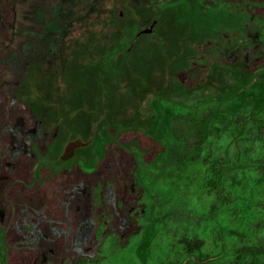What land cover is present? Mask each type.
<instances>
[{
  "label": "rangeland",
  "instance_id": "rangeland-1",
  "mask_svg": "<svg viewBox=\"0 0 264 264\" xmlns=\"http://www.w3.org/2000/svg\"><path fill=\"white\" fill-rule=\"evenodd\" d=\"M216 1L178 0L161 24L155 0H0V121L5 104L17 111L8 128L10 154L33 155L61 172L84 175L62 201L74 227L50 229L69 236L65 254L53 251V236L27 215L22 218L26 243L46 240L41 264H137L130 248L147 224L152 204L153 214L163 217L150 264H170L182 257L181 233L189 220L184 200L201 208L206 201L190 200L194 171L190 176L185 167L175 169L176 142L169 140L159 156L143 149L136 169L123 149L144 148L135 136L119 137L123 146L107 149L99 159L101 166L89 177L79 160L89 164L88 147L97 136L108 140L119 127H146L153 118L148 103L153 93L188 101L192 95L223 87L233 78L237 61L252 59L250 37L264 36V14ZM5 9L12 10V20L4 18ZM110 13L123 20L115 33L107 25ZM133 24L137 27L130 40L141 28L149 26L152 31L135 37L125 50L130 42L123 47V39ZM218 104L208 100L169 117L166 130L182 142L185 154L193 148L191 119ZM89 136L88 144L58 161L68 140ZM40 175L46 174L40 171ZM171 179L175 196L156 195ZM3 187L0 182V220L8 211ZM93 212L104 229L96 236ZM197 235L207 249L208 235ZM256 238L264 244V229ZM88 242L95 246L94 257ZM76 256L83 259L75 260ZM225 260L233 264L230 257Z\"/></svg>",
  "mask_w": 264,
  "mask_h": 264
},
{
  "label": "trees",
  "instance_id": "trees-1",
  "mask_svg": "<svg viewBox=\"0 0 264 264\" xmlns=\"http://www.w3.org/2000/svg\"><path fill=\"white\" fill-rule=\"evenodd\" d=\"M177 1L155 0L158 9L156 19L161 24L167 10ZM218 2L264 14V0ZM2 13L5 19H13L12 10L5 9ZM118 15L110 13L106 18L114 33L116 25H120L117 23H123ZM136 27L133 24L129 28L123 47L131 42L130 36ZM250 38L249 44L254 53L252 59L237 61L233 78L223 87L192 95L188 101L163 92L153 93L148 101L153 118L146 127H119L115 136L108 140L97 136L88 147L91 154L89 164L79 160V165L89 177L101 166L103 160L99 159L107 149L116 150L117 146H123L119 137L135 136L144 146L138 145L129 151L123 146L128 152L127 161L135 169L138 168V159L143 157V149H149L152 156H159L169 140L178 144L175 169L185 167L183 171H188L190 176L194 171V189L189 198L205 200L206 204L201 208L184 200L189 217L180 239L184 251L180 259L170 264H187L190 261L193 264H230L225 260L229 257L233 259V264H264V244L256 238L257 233L264 229V36L258 38L251 35ZM162 81L158 80L157 84L161 85ZM208 100H218L220 104L191 119L193 148L185 154L180 148L182 142L170 135L166 124L174 112L195 109ZM12 108L13 105L5 104L4 118L0 121V182L4 185L8 204L7 215L0 220L1 264H41L44 257L42 244L46 240L39 238L36 244L26 243L22 218L27 215L36 227L53 236L50 239L53 251L65 254L71 242L69 236L63 233L56 235L50 229L52 225L74 227L67 220L62 201L70 186L83 173L61 172L33 155H11L8 128L17 112ZM40 171L46 175L41 177ZM174 181L171 179L161 185L160 191H155L156 195L171 194L174 197ZM155 207L152 204L147 210L149 220L139 230L130 248L137 264H150L152 259L151 246L163 217L161 213L153 214ZM93 215L92 233L96 236L104 229H100V216L96 212ZM198 232L208 235L211 243L207 249ZM87 244L88 250L94 253L92 257L96 256L95 246H91L90 242ZM75 258L83 259L79 256Z\"/></svg>",
  "mask_w": 264,
  "mask_h": 264
},
{
  "label": "water",
  "instance_id": "water-1",
  "mask_svg": "<svg viewBox=\"0 0 264 264\" xmlns=\"http://www.w3.org/2000/svg\"><path fill=\"white\" fill-rule=\"evenodd\" d=\"M151 31H152L151 27L141 28L140 30L137 31L136 36L141 33H147ZM91 139H92L91 136H89L88 139L86 140H81L78 138L68 140L63 146V150L62 153L59 155L58 161L71 157L74 154V149L76 147H80L82 145L88 144L91 141Z\"/></svg>",
  "mask_w": 264,
  "mask_h": 264
},
{
  "label": "flooded vegetation",
  "instance_id": "flooded-vegetation-1",
  "mask_svg": "<svg viewBox=\"0 0 264 264\" xmlns=\"http://www.w3.org/2000/svg\"><path fill=\"white\" fill-rule=\"evenodd\" d=\"M154 21H155V19L152 20V24L154 23ZM148 27H149V26H148ZM137 31H138V30H137ZM137 31L135 32V36L132 38L131 42L129 43V45L127 46V48H126L125 50H128V49L131 47L133 41L135 40V37L138 36V35L136 36ZM147 33H150V32H147ZM147 33H141V34H147ZM139 35H140V34H139ZM216 101L219 102L218 100H216ZM219 103H220V102H219ZM222 103H225V102H222ZM201 105H202V104H201ZM186 111H187V110H186ZM174 113H175V112H174ZM174 113H173V114H174ZM173 114H172V115H173ZM76 148H77V147H76ZM76 148H75V149H76ZM75 149H74V151H75Z\"/></svg>",
  "mask_w": 264,
  "mask_h": 264
}]
</instances>
